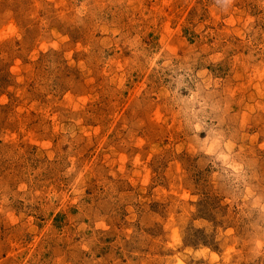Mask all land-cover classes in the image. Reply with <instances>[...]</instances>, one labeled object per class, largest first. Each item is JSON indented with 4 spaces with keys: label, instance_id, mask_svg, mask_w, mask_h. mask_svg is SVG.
I'll return each mask as SVG.
<instances>
[{
    "label": "rangeland",
    "instance_id": "obj_1",
    "mask_svg": "<svg viewBox=\"0 0 264 264\" xmlns=\"http://www.w3.org/2000/svg\"><path fill=\"white\" fill-rule=\"evenodd\" d=\"M0 264H264V0H0Z\"/></svg>",
    "mask_w": 264,
    "mask_h": 264
}]
</instances>
